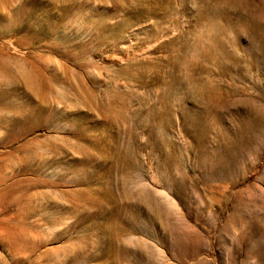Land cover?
Returning a JSON list of instances; mask_svg holds the SVG:
<instances>
[{
  "label": "rangeland",
  "instance_id": "374dc122",
  "mask_svg": "<svg viewBox=\"0 0 264 264\" xmlns=\"http://www.w3.org/2000/svg\"><path fill=\"white\" fill-rule=\"evenodd\" d=\"M0 264H264V0H0Z\"/></svg>",
  "mask_w": 264,
  "mask_h": 264
}]
</instances>
